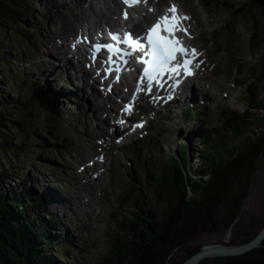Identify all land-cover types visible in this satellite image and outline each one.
<instances>
[{
    "label": "rangeland",
    "instance_id": "rangeland-1",
    "mask_svg": "<svg viewBox=\"0 0 264 264\" xmlns=\"http://www.w3.org/2000/svg\"><path fill=\"white\" fill-rule=\"evenodd\" d=\"M31 1L34 4V9L27 17L28 21L23 22L24 24L8 23L7 27L4 28L6 32L0 31V38H2L0 41V62L4 60L7 63L5 69L0 67L2 73L0 75V93L12 105L9 114L10 119L6 118L4 121H15L19 126L18 129L11 130L10 125L4 123L7 127L4 125L5 130L0 131V137H11L13 145H17V141L21 140L20 146L26 147V150L29 149L30 153H25L24 148H22L23 154L13 152V147L9 150L4 149L5 151L0 152V167L10 169L12 174H9L10 179L8 182L10 185L13 183L20 187L24 177L28 175L29 178L25 183L30 185V189L28 188L26 199L30 200L32 196L39 197L48 213L52 212V207L55 205L62 207L58 202L55 205L52 204L54 200L53 192L55 191L64 197V203L68 207L76 206L80 209L85 204L87 208H90L88 216H85L93 229L86 232L85 236L81 238V247L73 245L69 248L66 246V239H63L67 237V234H65L66 226L62 225L61 220L53 214L49 219L50 227H48V230L49 235H53L52 242L54 246L50 247L48 245V250L50 248V250L59 253L60 257H57V260L58 262L61 261L62 264H92L95 260L101 258L106 250L103 232L112 224V221L109 222L108 220V211L115 201L113 199L114 190L123 187L124 183H128L127 178L130 177L129 167L120 148H124L125 142L134 139L136 135L124 132V129L120 128L121 125L117 126L116 130L113 129L111 124L103 126V121H99L91 115L95 113L94 109L89 111L90 116L87 118L74 120L73 115L69 114L68 111L72 110V102L76 98L66 92L68 89H75L76 86L71 82L69 85L66 84L62 81V77H56L55 82L45 83L49 89H51V86L55 90L61 88L62 98L65 96L69 98L66 97V100L62 103L63 105H60V116L49 118L41 115L37 108L28 113L24 109L15 108L20 100L13 90L8 89L12 83L5 77V74L8 72L14 78V84H20L22 78L30 77L31 70H34L36 66L34 57L32 55L27 57V55L31 54L38 46L34 44L33 40H35V43L37 40H39V43L48 40L53 42L59 40L57 32L66 27V20L73 21L75 17H78L74 13L79 15L83 7H88L90 0ZM187 1L194 3L192 11L197 13L199 7L202 12L210 10L211 13L206 15L208 20L217 26L224 25V28L216 33H214L215 29L210 32L209 29L204 30L197 26L196 34L194 33L195 39L192 40L196 46L200 47L199 44L204 46L207 52L206 55L212 61L206 63L204 73L190 80L192 84H198L199 82L201 89L199 87L192 90L186 89V94H188V97L198 96L200 92L207 94L205 101L209 107L198 103L193 97L194 101L192 103L202 111L200 115L195 114L187 120L180 118L177 114L173 124L163 121L166 131L157 139L158 142L161 140L162 143L154 145L156 148L153 149L154 158L151 161L156 165L169 160L172 156L171 151L179 148L177 145L179 142L182 156L193 155L190 167L194 169L199 167L197 153L198 149L203 148L201 136L210 125L217 123L218 111L230 114H232L231 112H237L236 114L240 116H243V113L244 115L251 113L250 117L256 119L260 117V114L261 117H264V109L251 106L248 102L249 94L247 90V85L252 82L257 86V97L260 98L264 95V42H261L258 48V42H255L253 46L250 44L251 30L257 28L261 41H264V14L256 8L250 11L254 15V18L250 17L251 20L250 18L245 19L247 14L243 15V13L238 14L237 12L234 14L232 10L236 11L237 8L245 6V0H226L231 6V10L230 7L224 5L215 4L204 8L199 0ZM80 2L83 3L79 7L76 4ZM91 2L104 9L101 0H91ZM111 3L108 0L105 4L108 6ZM113 9H115L114 6ZM40 12L41 14H38ZM75 28L77 27L73 28V32L81 29ZM30 37L32 40H27ZM21 55L24 56L22 61L18 60ZM38 65V75L33 74L32 76H36L42 81L43 79L46 80L47 71L39 63ZM0 107L2 106L0 105ZM105 111L106 109L100 113V118L104 120L106 119ZM109 121H112V119H109ZM98 122H101L100 127H96ZM104 127H106L107 132ZM127 128H131V125ZM141 131L144 132V128ZM253 132L254 135L264 133V126L255 128ZM9 133H13V136L8 135ZM222 133H225L226 140L232 134L230 130H222ZM123 134L131 136L123 137ZM91 142L94 147H91ZM183 143L187 145H183ZM96 151L98 159L93 161L99 166L94 167L97 168V171L100 170V175L95 174L97 177L94 178L91 169L87 170L85 167L92 165L91 162H88L89 156ZM147 153L148 151H146ZM60 166H65L64 173L63 170L57 168ZM254 167L253 176L249 182L247 199L244 201L245 204L237 222L231 228L222 225L216 232L193 238L190 242L191 245L243 242L264 224V158L257 155L254 159ZM56 169H58V172ZM140 175L143 176L144 173L140 172ZM197 182L198 178L194 176L193 183L196 184ZM46 189L47 194L44 192ZM48 189L52 192L49 193ZM235 189L236 186H233L230 194ZM109 190L112 194L111 198L106 197ZM198 195L199 193L196 196ZM152 198L151 192L147 190L146 199L153 201ZM218 210L221 211L222 208L219 209L218 207ZM57 214L59 215V209ZM89 219L92 222L101 219L97 233L94 232V224ZM51 221H56L60 229L58 225L57 227H51ZM68 234H71V232ZM75 243H78V241H75ZM186 249V246H181L174 251L170 262L182 259ZM64 251H67V256L62 253ZM168 264L170 263L168 262Z\"/></svg>",
    "mask_w": 264,
    "mask_h": 264
},
{
    "label": "trees",
    "instance_id": "trees-1",
    "mask_svg": "<svg viewBox=\"0 0 264 264\" xmlns=\"http://www.w3.org/2000/svg\"><path fill=\"white\" fill-rule=\"evenodd\" d=\"M244 4L239 9L250 17H254L250 11L255 8L264 14V0H245ZM33 6L31 0H0V31H4L8 23L28 21ZM257 31L258 28L252 30L250 44L258 42V48L264 41ZM6 64L3 60L0 67L5 69ZM5 77L12 83L8 89L20 100L15 108L27 113L37 108L41 115L49 118L60 116L62 100L52 93V88L41 89L38 79L29 82L22 78L20 84H14L8 72ZM247 90L251 106L264 109V95L257 97V86L251 82ZM0 105V131L5 130L4 123H8L11 130L18 129L15 121H4L10 119L12 105L1 93ZM231 113L219 111L217 123L210 125L201 136L203 148L197 153L199 167L191 168L193 155L182 156L179 147L171 151L169 160L149 168L141 166L148 172L145 184L131 180L118 190L116 208L108 214L112 224L103 232L105 253L92 264H180L203 246L191 245L193 238L216 232L222 225L232 227L237 222L247 199L254 159L257 155L264 158V133L254 135L253 132L264 126V117L260 114L256 119L250 117L251 113H243V116ZM222 130L232 132L229 139H225ZM8 135L13 136V133ZM10 138L0 137V152L13 147L16 154H23L22 148L30 153L20 146L21 140L13 145ZM9 174L12 175L10 169L0 167V264H62L57 260L60 254L48 250L49 246H54L53 235H49L48 230L51 212L48 213L39 197L26 199L30 189L25 183L28 175L18 187L9 184ZM136 176L140 177L138 173ZM194 176L198 178L196 184ZM233 186L236 189L230 194ZM147 190L153 201L146 199ZM44 192L47 194V189ZM52 209L57 212L56 205ZM51 225L56 227L55 223ZM260 228L243 242L250 240ZM66 245L73 246L69 240ZM181 246L187 247L184 257L170 262L174 251ZM62 253L68 254L67 251ZM197 264H264V238L256 247L241 254L208 256Z\"/></svg>",
    "mask_w": 264,
    "mask_h": 264
},
{
    "label": "snow or ice",
    "instance_id": "snow-or-ice-1",
    "mask_svg": "<svg viewBox=\"0 0 264 264\" xmlns=\"http://www.w3.org/2000/svg\"><path fill=\"white\" fill-rule=\"evenodd\" d=\"M126 5L138 4L141 0H123ZM169 12L173 13L172 16L167 14L161 16L156 23L147 29L146 37L133 40L132 34H129V40L132 41L136 48L145 47L141 40L146 39L147 51L142 57L143 64L147 65L144 68V76L141 77V84H145L147 91L152 92V82L158 81L159 78L166 72H177L183 68L188 75H192L191 59H184L183 63L177 59V54H182L184 57L189 55L195 56L197 50L195 48L189 50L183 42L175 36L178 31L187 33L186 28L180 26V21L187 20V16H179L178 7L173 4L169 8ZM125 18L128 17V13L124 12ZM167 31L168 35L163 34ZM179 84V80H177ZM143 90V89H142ZM132 105L128 106L131 109ZM123 123V121H120ZM142 127V125H138ZM102 159V158H101Z\"/></svg>",
    "mask_w": 264,
    "mask_h": 264
},
{
    "label": "water",
    "instance_id": "water-1",
    "mask_svg": "<svg viewBox=\"0 0 264 264\" xmlns=\"http://www.w3.org/2000/svg\"><path fill=\"white\" fill-rule=\"evenodd\" d=\"M231 228V227H230ZM264 238V225L248 241L239 244L216 243L203 245L198 251L190 254L180 264H197L201 259L215 255H237L256 247Z\"/></svg>",
    "mask_w": 264,
    "mask_h": 264
},
{
    "label": "bare ground",
    "instance_id": "bare-ground-1",
    "mask_svg": "<svg viewBox=\"0 0 264 264\" xmlns=\"http://www.w3.org/2000/svg\"><path fill=\"white\" fill-rule=\"evenodd\" d=\"M86 1V0H85ZM88 1V0H87ZM91 1V0H90ZM94 1V0H93ZM96 5V4H95ZM113 5L118 6V3L116 1H113ZM122 6V5H121ZM120 6V7H121ZM83 7V6H82ZM119 7V8H120ZM89 10L91 12H86V9H82L81 13L83 16L86 17V26L88 30H93L97 25H99L101 23L102 20H110L109 17L111 15V11H109V7L106 6L104 9H99L97 7H95L93 4H89ZM78 11V9H77ZM90 13H93L90 15ZM80 14V13H79ZM74 15V14H73ZM89 15V16H87ZM83 16H81L79 19H77V21L71 22L68 24V26L66 27V31L63 33L65 36L69 35V30H72L74 27H78L80 23L84 22L83 20ZM149 14L145 13L144 15H142L143 20H146L148 18ZM115 20L112 21L113 24H115ZM64 23V22H63ZM77 23V24H76ZM120 27L122 25H119ZM63 28V27H62ZM76 29V28H75ZM99 83V81H97ZM106 112V111H105ZM87 164V163H86ZM98 165V164H97ZM99 166V165H98ZM87 168V167H86ZM95 168V167H94ZM97 177V176H96ZM49 191H51L50 189H48ZM52 192V191H51ZM54 196V195H53ZM57 204V203H56Z\"/></svg>",
    "mask_w": 264,
    "mask_h": 264
}]
</instances>
